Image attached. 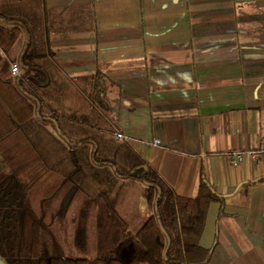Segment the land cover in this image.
<instances>
[{"label":"crops","instance_id":"0c3cea01","mask_svg":"<svg viewBox=\"0 0 264 264\" xmlns=\"http://www.w3.org/2000/svg\"><path fill=\"white\" fill-rule=\"evenodd\" d=\"M0 12L26 29L8 59L29 39L45 75L46 119L22 135L38 129L67 155L65 176L61 158L47 164L48 150L39 165L44 183L52 172L63 178L60 212L89 198L95 182H116L123 190L111 208L133 235L150 213L144 187L116 165L142 163L186 198L197 195L201 172L224 197L221 207L209 204L199 239L214 247L208 264H264V182L252 185L264 161H229L231 152L264 147V0H0ZM108 143L117 146L96 159Z\"/></svg>","mask_w":264,"mask_h":264},{"label":"trees","instance_id":"16d2710c","mask_svg":"<svg viewBox=\"0 0 264 264\" xmlns=\"http://www.w3.org/2000/svg\"><path fill=\"white\" fill-rule=\"evenodd\" d=\"M23 31L26 29L22 20L0 12V144L13 134H22L32 120L46 119L41 114L38 96L39 83L45 75L34 63L38 55L30 52L29 39L23 41L15 59H8ZM11 63L18 66V75H11ZM100 79L96 75L94 97L98 99ZM118 175L144 187L149 216L131 237L115 211L105 202L99 203L96 227L100 233V254L87 260L63 256L53 234L44 229L42 220L33 217L27 207L31 185L14 173L0 172V260L4 264L209 263L214 247L202 248L199 239L209 204L218 202L221 207L224 197L212 189L203 173L200 172L198 192L193 198L176 195L142 163ZM262 182L264 176L252 185ZM61 206L62 210L66 204Z\"/></svg>","mask_w":264,"mask_h":264},{"label":"rangeland","instance_id":"374dc122","mask_svg":"<svg viewBox=\"0 0 264 264\" xmlns=\"http://www.w3.org/2000/svg\"><path fill=\"white\" fill-rule=\"evenodd\" d=\"M35 135L31 137L21 134L15 140L12 138L9 140L6 139L0 144V172L15 173L21 180L31 185L27 207L30 212L32 211L33 217L42 220L44 229L53 234L60 245L64 257L93 260L100 254V233L98 234L96 227L97 205L105 202L112 207L116 199L121 196L123 188L118 187L116 182L108 185L104 184L103 188L99 186L98 182H95L94 193L89 195V198L79 195V198L71 199L66 209L63 210L64 212H60V203L66 193V189L59 191L58 188L63 178L52 172L51 176L46 177V182L44 183L42 178L39 177V165L45 156L44 153L48 150L46 154L48 156L47 164L54 167L55 163H59V160L61 163L63 160V167L66 168L63 171V176H65L70 171L68 161L65 159L67 155L63 153V158H61L62 155H59V152L55 149L57 146L56 142L50 139L49 136L40 133L38 129ZM116 146L115 144L108 143L107 148H105V153H110ZM108 153L107 155L98 153L95 155V158H108ZM116 167V174L125 173L121 165L118 164ZM73 181L76 180L73 179ZM137 183L141 185L139 182ZM47 184L50 185L49 189H47ZM67 185L69 186L70 184ZM101 191L108 193L101 195ZM92 198L94 202L91 201ZM67 199L68 197L65 201ZM131 204L133 207L137 205L133 202ZM82 207L84 208L83 212L79 211ZM131 212L133 214L132 220L138 221V218L135 217L137 210L134 209ZM124 226H126L125 223ZM133 230H138V228L136 229L133 225ZM133 235L129 234L131 237Z\"/></svg>","mask_w":264,"mask_h":264},{"label":"built area","instance_id":"2783aa9c","mask_svg":"<svg viewBox=\"0 0 264 264\" xmlns=\"http://www.w3.org/2000/svg\"><path fill=\"white\" fill-rule=\"evenodd\" d=\"M9 69H10V73L12 76L18 75L19 68L16 64L11 63L9 66ZM115 136L118 139L123 138V135L121 133H117V134H115ZM245 155L248 156V158L252 162H256L258 160L264 161V147H259L255 150H248L246 152H239V151L231 152L229 154L230 164L232 166H237V165L241 164Z\"/></svg>","mask_w":264,"mask_h":264},{"label":"water","instance_id":"95a60500","mask_svg":"<svg viewBox=\"0 0 264 264\" xmlns=\"http://www.w3.org/2000/svg\"><path fill=\"white\" fill-rule=\"evenodd\" d=\"M0 264H4V263L2 262V260H0Z\"/></svg>","mask_w":264,"mask_h":264}]
</instances>
